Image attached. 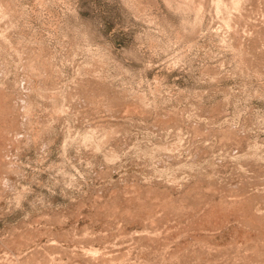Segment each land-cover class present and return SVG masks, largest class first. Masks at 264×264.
Wrapping results in <instances>:
<instances>
[{"label":"rangeland","instance_id":"374dc122","mask_svg":"<svg viewBox=\"0 0 264 264\" xmlns=\"http://www.w3.org/2000/svg\"><path fill=\"white\" fill-rule=\"evenodd\" d=\"M263 215L264 0H0V264H264Z\"/></svg>","mask_w":264,"mask_h":264},{"label":"bare ground","instance_id":"6f19581e","mask_svg":"<svg viewBox=\"0 0 264 264\" xmlns=\"http://www.w3.org/2000/svg\"><path fill=\"white\" fill-rule=\"evenodd\" d=\"M134 194H135V193H134ZM134 194H133V195H134ZM131 195H132V193H131ZM127 196H130V194L127 195ZM156 197H157V196H156ZM125 198H126V197H125ZM127 198H128V197H127ZM131 199H132V198H131ZM125 200H126V199H125ZM164 201H165V200H164ZM244 201H245V200H244ZM167 202H168V201H167ZM234 202H235V201H234ZM128 203H129V202H128ZM164 203H166V202H164ZM164 203H163V204H164ZM244 203H245V202H244ZM234 204H235V203H234ZM241 204H242V203H241ZM231 205H232V204H231ZM244 206H246V205L244 204ZM164 207H167V206H164ZM164 207H163V208H164ZM223 207H224V206H223ZM241 207H242V206H241ZM248 207H249V206H248ZM172 208H173V207H172ZM228 208H230V207H228ZM231 208H233V205H232ZM238 208H239V207H238ZM244 208H245V207H244ZM167 209H168V208H167ZM226 209H227V208H226ZM245 209H247V206H246ZM245 209H244V210H245ZM209 210H210V209H209ZM229 210H230V209H229ZM229 210H228V211H229ZM232 210H233V209H232ZM232 210H231V211H232ZM249 210H250V208H249ZM165 211H166V210H165ZM187 211H188V210H187ZM213 211H214V209H213ZM236 211H237V210H236ZM241 211H242V213H243V210H241ZM214 212H216V211H214ZM229 212H230V211H229ZM234 212H235V211H234ZM251 212H252V211H251ZM190 213H191V212H190ZM218 213H219V212H218ZM238 213H239V212H238ZM247 213H248V211H247ZM214 214H216V213H214ZM239 214H240V213H239ZM245 214H246V213H245ZM245 214H243V217H244ZM254 214H255V210H254ZM249 215H251V213H250ZM257 215H258V214H257ZM259 216H260V214H259ZM204 217H206V216H204ZM250 217H251V216H250ZM255 217H256V216H255ZM263 217H264V215H263ZM245 218H246V216H245ZM245 218H244V219H245ZM260 218H261V217H260ZM195 219H196V218H195ZM253 219H254V218H253ZM253 219H252V220H253ZM255 219H256V218H255ZM252 220H251V221H252ZM263 220H264V219H263ZM263 220H262V221H263ZM243 221H244V220H243ZM245 221H246V220H245ZM251 221H250V222H251ZM253 221H254V220H253ZM256 221H258V220H256ZM260 221H261V220H260ZM195 222H196V221H195ZM248 222H249V221H248ZM253 223H254V222H253ZM257 223H258V222H257ZM197 224H198V223H197ZM261 224H262V222H261ZM199 225H200V224H199ZM192 227H193V226H192ZM196 227H199V226L196 225ZM251 228H252V226H251ZM254 228H255V227H254ZM263 229H264V228H263ZM163 230H164V229H163ZM152 231H153V230H152ZM167 231H168V230H167ZM249 231H250V230H249ZM251 231H252V230H251ZM255 231H256V230H254V232H255ZM153 232H155V231H153ZM246 232H247V231H246ZM172 233H173V232H172ZM248 233H249V232H248ZM250 233H251V232H250ZM159 234H160V233H159ZM167 234L169 235L170 233L167 232ZM167 234H166V237H168ZM145 235H146V234H145ZM240 235H241V234H238V236H240ZM262 235H263V234H262ZM262 235H261V239L264 238V237L262 238ZM142 236H143V235H142ZM146 236H147V235H146ZM161 236L163 237V235H161ZM161 236H159V237H161ZM169 236H170V235H169ZM255 236H257V235H255ZM143 237H145V236H143ZM151 237H152V236H151ZM243 237H244V236H243ZM245 237H247V236H245ZM245 237H244V238H245ZM252 237H254V236H252ZM259 237H260V236H259ZM156 238H157V236H156ZM241 238H242V237H241ZM142 239H143V238H142ZM150 240H151V239H150ZM150 240H148V241H150ZM156 240H157V239H156ZM163 240H164V239H163ZM163 240H161V241H163ZM165 240H166V239H165ZM236 240H237V239H236ZM244 240H246V238H245ZM155 242H156V241H155ZM234 242H235V241H234ZM238 242H239V241H238ZM241 242H242V241H241ZM253 242H254V241H253ZM253 242H252V243H253ZM262 242H263V241H262ZM148 243H149V242H148ZM151 243H152V242H151ZM151 243H150V244H151ZM254 243H255V242H254ZM254 243H253V244H254ZM258 243H259V241H258ZM260 243H261V242H260ZM155 244H156V243H155ZM158 244H159V243H158ZM164 244H165V243H164ZM164 244H163V246H164ZM241 244H242V243H241ZM243 244L245 245V243H243ZM247 244H249V242H248ZM255 244H256V246L258 245L257 243H255ZM255 244H254V245H255ZM262 244H263V243H262ZM153 245H154V244H153ZM161 245H162V243H161ZM206 245H207V244H206ZM263 245H264V244H263ZM155 246H156V245H155ZM204 246H205V245H204ZM238 246H239V245H238ZM256 246H253V247H256ZM174 247L177 248L176 246H174ZM202 247H203V246H202ZM205 247H206V246H205ZM209 247H210V245H209ZM216 247H217V246H216ZM234 247H235V246H234ZM243 247H244V246H243ZM245 247H246V246H245ZM258 247H259V246H258ZM158 248H159V247H158ZM158 248H157V249H158ZM172 248H173V246H172ZM172 248H171V250H172V251H175V250H173ZM191 248L193 249V247H191ZM196 248H197V247H196ZM196 248H195V249H196ZM199 248H200V247H199ZM229 248H230V247H229ZM229 248H228V249H229ZM237 248H238V247H237ZM240 248H241V247H240ZM240 248H239V249H240ZM250 248L252 249V246H251ZM250 248H249V249L246 248V250H247V249L250 250ZM153 249H154V248H153ZM160 249H162V248H160ZM165 249H166V248H165ZM181 249H182V248H181ZM192 249H191V250H192ZM204 249H205V248H204ZM211 249H212V248H210V250H211ZM213 249H214V247H213ZM213 249H212V250H213ZM219 249H220V247H219ZM225 249H226V248H225ZM231 249H232V248H231ZM234 249H235V248H234ZM166 250H167V249H166ZM166 250H165V251H166ZM200 250H201V249H200ZM206 250H207V249H206ZM206 250H205V253L207 252ZM217 250H218V249H217ZM237 250H238V249H237ZM240 250H241V249H240ZM244 250H245V249H244ZM246 250H245V251H246ZM248 250H247V251H248ZM254 250H255V249H254ZM260 250H261V248H260ZM262 250H263V249H262ZM150 251H151V249H150ZM154 251H155V250H154ZM154 251H153V252H154ZM163 251H164V250H163ZM168 251H169V248H168ZM178 251H179V249H178ZM178 251H176V252H178ZM188 251H189V250H188ZM188 251H187V252H188ZM196 251H198V250H196ZM226 251H227V250H226ZM226 251H225V252H226ZM234 251H235V250H234ZM241 251H242V250H241ZM241 251H240V252H241ZM169 252H170V251H169ZM181 252H182V251H181ZM181 252H180V253H181ZM183 252H184V251H183ZM183 252H182V253H183ZM199 252H200V251H199ZM203 252H204V251H203ZM211 252H212V251H211ZM213 252H214V251H213ZM215 252H216V251H215ZM217 252H218V251H217ZM221 252H222V250H221ZM231 252H232V251H231ZM249 252H250V251H249ZM190 253H192V252H190ZM196 253H197V252H196ZM218 253H220V252H218ZM121 254H122V252H121ZM121 254H120V256H121ZM124 254H125V253H124ZM169 254H170V253H168V255H169ZM192 254H193V253H192ZM202 254H203V253H202ZM215 254H216V253H215ZM221 254H223V253H221ZM227 254H228V253H227ZM227 254L225 253V255H227ZM234 254H235V253H234ZM236 254H237V253H236ZM250 254H252V253L250 252ZM250 254H249V255H250ZM259 254H260V252H259ZM168 255H167V256H168ZM177 255H178V254H176V256H177ZM186 255H188V254H186ZM206 255H207V254H205V256H206ZM208 255H209V254H208ZM216 255H217V254H216ZM238 255H239V254H238ZM244 255H245V253H244ZM261 255H262V253H261ZM92 256H93V255H92ZM120 256H119V257H120ZM164 256H165V255H164ZM173 256H174V255H173ZM190 256H191V255H190ZM202 256H203V255H202ZM205 256H204V257H205ZM217 256H218V255H217ZM221 256H222V255H221ZM221 256H220V257H221ZM240 256H241V254H240ZM255 256H256V253H255ZM102 257H103V256H102ZM168 257H169V256H168ZM174 257H175V256H174ZM179 257H180V256H179ZM182 257H183V256H182ZM187 257H188V256H187ZM193 257H194V255H193ZM206 257H207V256H206ZM213 257H214V256H213ZM215 257H216V256H215ZM250 257H251V256H250ZM250 257H249V258H250ZM252 257H253V256H252ZM257 257H259V256H257ZM261 257H263V256H261ZM91 258H92V257H91ZM115 258H116V257H115ZM164 258H165V257H164ZM195 258H196V257H195ZM197 258H198V257H197ZM199 258H202V257H199ZM222 258H223V257H222ZM226 258H227V257H226ZM229 258H230V257H229ZM254 258H256V257H254ZM254 258H253V259H254ZM82 259H83V258H82ZM101 259H102V258H101ZM104 259H105V258H104ZM106 259H107V258H106ZM117 259H118V258H117ZM168 259H169V258H168ZM174 259H176V258H174ZM204 259H205V258H204ZM209 259H210V258H209ZM233 259H234V258H233ZM244 259H245V258H244ZM87 260H88V259H87ZM165 260H167V258H165ZM171 260H173V259H171ZM171 260H170V262H171ZM180 260H181V259H180ZM193 260H194V259H193ZM210 260H211V259H210ZM224 260H226V259L224 258ZM238 260H239V257H238ZM242 260H243V259H242ZM246 260H247V259H246ZM248 260H249V259H248ZM255 260H256V259H255ZM84 261H86V260L84 259ZM101 261H102V260H101ZM106 261H107V260H106ZM108 261H109V260H108ZM162 261H163V260H162ZM174 261H175V260H174ZM174 261H173V262H174ZM177 261H178V260H177ZM196 261H197V260H196ZM199 261H200V260H199ZM211 261H212V260H211ZM218 261H219V260H218ZM228 261H230V259H229ZM232 261H233V260H232ZM239 261H241V260H239ZM253 261H254V260H253ZM256 261H257V260H256ZM260 261H261V260H260ZM263 261H264V260H263ZM99 262H100V261H99ZM103 262H105V261H103ZM110 262H111V261H110ZM163 262H164V261H163ZM168 262H169V261H168ZM183 262H184V261H183ZM203 262H204V261H203ZM203 262H202V263H203ZM208 262H209V261H208ZM208 262H207V263H208ZM81 263H82V262H81ZM100 263H101V262H100ZM122 263H124V262L122 261ZM184 263H186V262H184ZM199 263H201V261H200ZM205 263H206V262H205ZM211 263H212V262H211ZM221 263H222V262H221ZM221 263H220V264H221ZM226 263H227V262H226ZM246 263H247V262H246ZM263 263H264V262H263ZM82 264H83V263H82ZM84 264H85V262H84ZM101 264H102V263H101ZM107 264H108V263H107ZM110 264H111V263H110ZM112 264H113V263H112ZM177 264H178V263H177ZM190 264H192V263H190ZM213 264H214V263H213ZM227 264H228V263H227ZM251 264H252V263H251ZM257 264H258V263H257Z\"/></svg>","mask_w":264,"mask_h":264}]
</instances>
